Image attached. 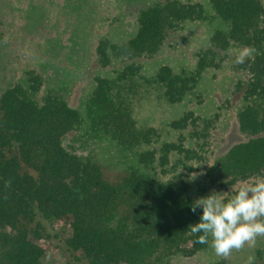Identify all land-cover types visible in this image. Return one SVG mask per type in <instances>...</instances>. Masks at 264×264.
I'll use <instances>...</instances> for the list:
<instances>
[{
  "label": "trees",
  "instance_id": "16d2710c",
  "mask_svg": "<svg viewBox=\"0 0 264 264\" xmlns=\"http://www.w3.org/2000/svg\"><path fill=\"white\" fill-rule=\"evenodd\" d=\"M136 2L141 7L131 33L114 37L112 25L99 31L107 26L108 7L122 13ZM206 2L226 29L212 32L190 70L175 73L162 65L153 81L164 101L197 106L203 69L233 76L242 140L222 153L213 152L210 139L218 112L184 109L167 125L170 138L137 127L133 113L139 59L175 43L185 23L204 21L203 2L0 0V264H47L43 244L59 234L68 264H171L176 253L192 255L208 246L193 243L187 230L202 211H190L195 199L189 179L198 198L215 191L227 199L264 175L263 2ZM60 45H85L84 53L94 45L99 69L79 107L69 103L67 85L48 86L56 74L48 79L44 68L53 69L49 56L61 53ZM231 47L254 52L237 65ZM25 53L47 55L48 64L33 63ZM21 58L27 60L22 65ZM86 69L81 63L75 79ZM99 133L125 159L114 178L94 154L96 145L86 144L84 137L101 139ZM254 256L255 264H264V252L257 249Z\"/></svg>",
  "mask_w": 264,
  "mask_h": 264
},
{
  "label": "rangeland",
  "instance_id": "374dc122",
  "mask_svg": "<svg viewBox=\"0 0 264 264\" xmlns=\"http://www.w3.org/2000/svg\"><path fill=\"white\" fill-rule=\"evenodd\" d=\"M194 1L204 3L208 13L206 19L200 22L185 23L183 31L173 36L175 43L168 41L153 56L139 59V62H142L143 65L139 75L132 84L134 93L133 113L137 127L153 128L162 137L167 138L169 136L168 123L177 118L184 109H194L196 114L203 116H211L218 112L219 116L214 124L210 139L214 146L217 145L216 147L212 145L213 152L222 153L234 143L242 140V136L237 130L234 115L237 97L233 93V76L227 70H215L211 67L203 69L197 78V89L201 99V103L197 106L193 103H188L187 105L185 103L170 104L164 101L156 83L153 81L155 71L162 65L169 66L175 73L182 70H190L194 66L196 53L201 47L205 46V42L212 32L219 28L226 29L224 23L214 15L211 8L207 5V0ZM262 2L264 5V0ZM140 7L141 2L125 5L122 13L117 9L109 11L108 7V14L106 11L103 14V16H107V26L103 23L99 31L101 33L106 32L107 28L109 29L112 25L109 31L113 32L114 37L118 36L120 38L128 35L133 31L136 15ZM117 12L119 13L117 14ZM116 17H121L120 22ZM21 46L22 51L24 45ZM93 46L87 45L86 49L88 50L84 53L85 45H60L61 53H54L53 56H49L54 62L52 64L53 69L50 66L44 68L48 79L53 72L56 74V77L50 80L49 88H56L57 85H67L69 88L67 97L69 103L74 107L81 105L87 86L94 79L97 68L99 69L96 55L91 53ZM45 47L46 45H43V50L48 52ZM24 50L26 51L27 48ZM238 50L236 47H231L230 52L233 53ZM51 52L53 51H49V53ZM25 54L28 58H31L33 63L37 61L36 59H39L37 57L32 58L31 54ZM46 56L42 55L39 59L45 65L48 64V56ZM26 61L21 58V65ZM81 63L87 67L86 73L82 78L75 79L79 74ZM40 95L41 91L37 96ZM99 135L101 139L97 138V140L93 138L94 136L90 137L88 135L84 138L89 148H94V145H96L94 154L102 159L106 174L114 178L124 168L125 159L120 156L116 147H111L105 142L104 135L101 133ZM84 138L82 139L85 140ZM72 139L81 141L75 134ZM189 180L190 194L196 200L198 196L195 193V182L192 179ZM53 227L55 229L58 228L56 225H53ZM61 238L62 236L59 234L58 238L53 237L50 241L43 244L45 248L44 260L47 264H68L70 262L69 255L61 248ZM209 244L204 250L192 255L182 252L176 253L171 258V264H217L220 261L225 264H245L247 256L255 255L257 249L264 252V237L257 238L255 244L251 247L245 245L241 250H233L228 258L217 257Z\"/></svg>",
  "mask_w": 264,
  "mask_h": 264
},
{
  "label": "clouds",
  "instance_id": "9594fccd",
  "mask_svg": "<svg viewBox=\"0 0 264 264\" xmlns=\"http://www.w3.org/2000/svg\"><path fill=\"white\" fill-rule=\"evenodd\" d=\"M254 49L240 48L234 63L241 65L250 59ZM222 193V192H220ZM199 213L198 220L188 226L195 237L193 243L210 244L217 257L228 258L233 250L253 246L259 237H264V175L253 182L243 183L230 198L224 199L213 191L197 198L190 211ZM245 264H255V256L248 255Z\"/></svg>",
  "mask_w": 264,
  "mask_h": 264
}]
</instances>
